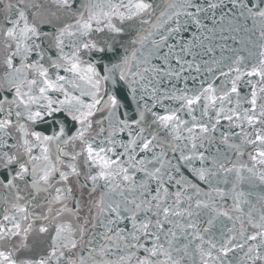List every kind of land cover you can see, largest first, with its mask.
Segmentation results:
<instances>
[{
    "label": "snow or ice",
    "instance_id": "snow-or-ice-1",
    "mask_svg": "<svg viewBox=\"0 0 264 264\" xmlns=\"http://www.w3.org/2000/svg\"><path fill=\"white\" fill-rule=\"evenodd\" d=\"M0 264H264V0H0Z\"/></svg>",
    "mask_w": 264,
    "mask_h": 264
}]
</instances>
